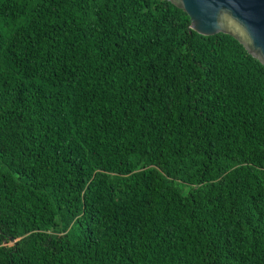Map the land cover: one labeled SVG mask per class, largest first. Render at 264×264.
<instances>
[{
    "label": "trees",
    "instance_id": "trees-1",
    "mask_svg": "<svg viewBox=\"0 0 264 264\" xmlns=\"http://www.w3.org/2000/svg\"><path fill=\"white\" fill-rule=\"evenodd\" d=\"M167 0H0V264H264V65Z\"/></svg>",
    "mask_w": 264,
    "mask_h": 264
},
{
    "label": "water",
    "instance_id": "water-1",
    "mask_svg": "<svg viewBox=\"0 0 264 264\" xmlns=\"http://www.w3.org/2000/svg\"><path fill=\"white\" fill-rule=\"evenodd\" d=\"M189 17L190 29L236 39L264 65V0H167Z\"/></svg>",
    "mask_w": 264,
    "mask_h": 264
}]
</instances>
